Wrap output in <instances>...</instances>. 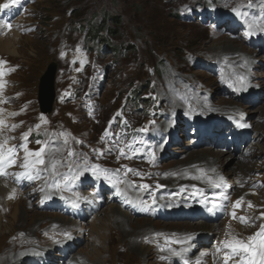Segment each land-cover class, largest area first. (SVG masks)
<instances>
[{
    "label": "rangeland",
    "instance_id": "rangeland-1",
    "mask_svg": "<svg viewBox=\"0 0 264 264\" xmlns=\"http://www.w3.org/2000/svg\"><path fill=\"white\" fill-rule=\"evenodd\" d=\"M5 3L10 6L0 8V38H11L14 32L19 43L14 54H0V83L5 85L1 92L6 96L0 100L1 115L7 104L15 111V115L7 116L13 118L12 123L6 127L2 123L0 132L11 150L7 161L13 167L10 177L12 185L17 184L18 201L29 206L26 219L1 230L0 264L170 263L164 249L178 242L183 227L190 222L180 216L176 220L142 216L133 207L131 211L125 200L107 197L118 194V189H128L141 195L139 202L148 210L157 195L169 197L177 205L181 200L174 194L200 195L198 186L169 185L166 179L176 173L171 171L173 164L193 162L198 159L197 153L206 151L223 153L222 170L204 168L201 162L192 175L204 169L215 183L223 176L221 190L228 192V198L221 201L224 207L233 208L232 202H241L243 195H248L242 200L240 213L248 221L242 223L247 227L246 236L261 230L264 0H18L15 4L0 0V5ZM6 23L11 24L10 29L4 26ZM250 25L255 27L254 33H250ZM227 44L234 45L238 52L219 56ZM252 60L256 61L251 66ZM51 62L57 66L55 101L52 111L42 114L38 85ZM168 94L176 100L174 104L169 103ZM200 97L203 102L197 104L195 99ZM230 107L239 108L236 122L246 125L240 127L243 138L233 130H239V126L225 121L234 120ZM208 125L214 134L200 132L199 127ZM244 138L247 141L242 145ZM37 152L39 157L35 156ZM190 154L193 156L188 157ZM37 159L43 163H36ZM96 169L101 170L98 178L93 174ZM185 177L193 180L189 174ZM81 181L88 199L95 194L97 182L107 187L98 204V212H102L98 218L104 219V213L109 218H105L103 229L96 230L103 234L102 241L89 228L96 212L87 208V195L81 202L72 198L76 194L73 189ZM54 182L60 184L59 189ZM28 187L33 191L26 195ZM72 202L85 208L83 217L71 213L68 204L73 208ZM120 204H126L123 211H131L133 224L143 219L151 223L146 234L128 224L126 228L135 246L148 247L149 254L141 256L138 247L131 249L129 239L115 225L117 216L104 212ZM1 207L5 208L3 201V214ZM203 212L198 217L201 221L206 220ZM48 215L52 217L38 220ZM73 218L84 224L86 233L81 237L65 227ZM224 219L229 220L224 217L206 224H219ZM196 220L200 221L191 220L194 225L202 223ZM202 232L192 234L201 237L208 233ZM193 239L188 240L191 246L197 242ZM202 247L197 246L191 256ZM62 248L70 251L64 260L60 258ZM92 249H101L100 260L89 261L87 255ZM47 251L51 257L39 259ZM175 260L177 263L172 264L185 261L179 256Z\"/></svg>",
    "mask_w": 264,
    "mask_h": 264
},
{
    "label": "bare ground",
    "instance_id": "bare-ground-1",
    "mask_svg": "<svg viewBox=\"0 0 264 264\" xmlns=\"http://www.w3.org/2000/svg\"><path fill=\"white\" fill-rule=\"evenodd\" d=\"M10 14H12V11L10 12ZM6 16L7 15H5V17ZM17 35H18L17 33L13 32L10 35V36H12L11 38H8L7 36L0 38V54H5V53H13L14 54L16 52V46L19 43ZM27 45H31V41H28ZM237 52H238V50L234 45L227 44L223 48H221V51H219L218 53H219V56H222V55L233 54V53L236 54ZM255 61L256 60H252L250 65L252 66V64ZM244 66H247V65H244ZM4 86H5L4 83H0V100H3V98H6V96L3 97L4 95H2V92H1L4 88ZM200 98L195 99V102L197 104L200 102L201 103L203 102L204 98L203 97L201 99ZM168 99L171 100V102L169 100V103H171V104H174L176 101L170 95H169ZM2 102L3 101H0L1 104H2ZM226 110H227V108H226ZM228 110H230L229 112L233 113V115H231V116H233L234 120L227 119L225 121L231 123L232 126L237 125V127H238V123L236 122L237 121L236 120V118H237L236 114L239 112V108H231L230 107V109H228ZM11 114L15 115V111L12 110V107L10 106V104H7V108H6L5 112L3 113V115H1V107H0V121H2V123L5 124L4 125L5 127L8 126V124L12 123L13 118H11V117L9 119L7 118V116L11 115ZM2 123H0L1 126H2ZM195 126L198 127L199 125L196 124ZM215 128H221V127L219 125H215ZM226 128L227 127L224 126L221 129L226 130ZM199 129H200V132L203 134L204 133L205 134L206 133L207 134H211V133L214 134L215 133L213 130H211V126H209V125L206 126L205 129L203 127H199ZM233 130L238 132V133L235 132L236 133V134L234 133L235 135L238 134L239 136L240 135L245 136V133L240 129V127H239V130H237L234 127ZM215 131H217V130H215ZM232 133H231V136H233ZM206 136L209 137V135H206ZM242 136H240V137L243 138ZM241 140H242L241 141L242 145L246 144L247 140L245 138L241 139ZM6 143L7 142L5 141V136L3 134H1V132H0V145L3 146L2 149H0V150H2V152L5 154L6 159H8V156H10L11 154H10V151L8 150L9 148H7ZM222 155H223L222 152L206 151V152H201L199 154L197 153L198 159H195L194 157L190 158V159H195V161H193V162L188 161L186 163L173 164L174 167L171 169V171H174L176 173H175L174 177L170 176L169 179H166L167 183L169 185L185 183L189 187H191L192 185L198 186L200 188V193H201L200 195L193 194L191 196H186L185 193H182L181 195H179V193L177 195L174 194L175 196H179V199L181 200V201H179L178 205L172 203V202H174V200L170 199L169 197L163 198V196L157 195L155 202H153V204L149 207L148 210L144 211V207H146V205H143L139 202L141 195L139 193L135 194L133 191H132L133 193H131V191L128 189H125V190L124 189H121V190L116 189L117 190L116 192H118V194H115L113 196L108 195L107 199L115 200L116 197H119L118 201L125 200L126 204L127 203L130 204L128 207L130 208L131 211H132V207H133L134 212L137 214L140 213V215H142V216H146L149 214L151 216H157L158 218L165 219V220H168V218H174V220H176L177 216H180L179 219H185L188 222H190V223H187L183 227V229H185V231L182 232L183 235H181V237H179L180 239L179 238L176 239V240H178L179 243L173 242L167 249L166 248L164 249L165 250L164 253H166L168 255V258L170 259L171 264L176 262V260H175L176 255L173 254L174 252H181V255L179 256V258H181L182 260H183V258L185 260H188L190 264H222L221 261L225 262V256L226 255L232 256L231 249L226 248L224 246L223 242L224 241H230V240H233L236 238L244 239V240H247V238H248L246 236L247 227L244 224H242L243 222H241V220L239 218H240V213L242 211V206H243L242 200H246L249 197H248V195L244 194L242 199H241L239 207H237L235 209H233L231 206L230 207H224L222 205L221 201H222V198H224V199L228 198V192H227V190H223L224 191V193H223V191L221 190V188L224 189L223 186L220 185V182H222V180H223V178H222L223 176H221L220 180H218L215 183V182H213L214 179L212 180V178L209 176V174L204 169H202V172L200 174L195 175V176L192 175V173L197 170V165L199 163L201 164V162L204 163V168L213 169L215 171H218L217 168L221 169L220 163L223 161ZM192 156L193 155L190 154L188 157H192ZM243 167H244V165H243ZM3 168H4V174L0 175V201L4 202L5 208L1 207L3 214H0V237L3 235L2 231H1L3 228L10 229L15 225V223L21 222L22 220L26 219V217H27L26 216V212H27L26 207L29 206V204L27 202L18 201V198L20 197V193L18 191V188H16L17 184H14V186H13L11 183L12 180L10 177V173L13 169L12 165L7 162L3 165ZM179 171H181V173L182 172H184V173L182 175L181 174L179 175V174H177V172H179ZM212 172H214V171H212ZM187 174H189L193 180H190L187 177H185ZM228 174L229 173H226L225 176L227 177ZM185 178H187V179L185 180ZM216 179H217V177H216ZM167 183H166V185H167ZM84 185H85L84 182L81 181L78 184V187L76 186L73 189L76 194L72 195V198H74L75 200H79V202H81L82 199H84L85 196L88 194V193H85L83 190ZM106 188L107 187L103 183L97 182L96 190L93 189L94 190L93 194L95 193L93 195V197H91V199H88L89 196L88 195L86 196L87 203L90 204L89 206H87V208L90 207V210L92 209V210H94V212H96V214L93 218V223L90 224V227H89L93 231L98 230V227L103 229V225H104L103 223L106 222L105 218L109 219L106 217L105 213L103 214L104 219L98 218L99 214L100 213L102 214L101 211L98 212L100 210L99 209L100 207L98 204H99V201L101 203L102 199H104L102 192L105 191ZM180 188H182V187H180ZM32 189L33 188L28 187V189L24 192H26V195L32 194V191H33ZM219 189L222 192H218ZM45 191H46V193H48V188ZM187 195H190V192L187 193ZM216 197H218L217 202L219 204V206L214 210V213L216 214V220L220 219V218H224V217H228L229 220L224 219V221H222L223 223L222 222L219 224L218 223H212L211 225H207L206 224L207 222L215 220L213 213L207 212L205 214V217L207 218L208 221L204 220V219L201 221V218H198V217H200V213H198V212H200L199 211L200 209L202 210L208 206H211L210 203H208L206 205L205 202H210ZM253 198L254 199L256 198L255 192H253ZM253 198H250V199H253ZM74 199H72V200L74 201ZM176 201H178V200H176ZM198 201L201 203V205L198 204ZM70 202H71V200H70ZM72 203L75 204V206L73 208H71L72 206H70L68 204L69 209L72 210L71 213L73 215H76V216L80 215L83 217L85 215V212H84L85 208L81 207V205L78 203H74V202H72ZM233 203H236V202L234 201V202H232V204ZM126 204H120V205H117V207L114 205L111 207L109 206V208L106 209L104 212L113 213L114 217L117 216L115 218L116 219L115 225L117 226L118 229H120L122 231L124 238L129 239V242H130L129 244L131 245L130 248L132 249V247H133L135 249V247H138V246H135L137 243L135 242L134 239H132L133 238V236H131L132 234H128L129 229L128 230L126 229V228H128L127 224L131 228L134 227L136 230L139 229L140 231L144 232L145 234L149 233V227H152V226H151V223L145 219L136 221L133 224L132 219L130 218V214H129L131 211L129 210L130 212H128V211L125 212L122 210V208L124 206H126ZM199 206H201V207H199ZM196 207H198V208H196ZM193 208H196V209H193ZM5 209L8 210L9 212L7 211L8 214L6 215V216H8V218L4 219V221H6V224L3 225L1 222H3V220H2L3 216H5V214H6ZM73 209H75L76 211H73ZM233 212H235V218L233 217ZM154 213H156V214H154ZM166 213L169 215H167ZM179 213H183V215L182 214L180 215ZM164 214H166L167 216L163 217ZM51 217H52V215H48L45 217L40 216V217H38V220L43 221V220H45L47 218H51ZM194 219H198L200 221L196 220V222H202V223H198V224L194 225V222L191 221ZM74 220L75 219L73 218L70 221H68V223H70V224L68 226H65V227L69 228L71 231L77 232V234L81 237V234L86 233V230L83 231L85 228L84 224L79 223L78 221H74ZM169 220H172V219H169ZM263 222H264V218H263ZM64 225H62V227ZM91 230H90V232H91ZM195 231H200V232L203 231L202 233H205V232H208V233L205 235L200 234L201 237H196V236H194L195 235L194 233L192 234V232H195ZM87 232H88V230H87ZM96 233H97V231H96ZM102 235L103 234H101V233H97V238H99L100 241H102ZM193 237H194L193 240H195L197 242L199 241V238H200L198 245H197V242H195V245L191 246V244L188 240L190 238H193ZM199 245H203V247L199 250L200 252L195 253V256L192 257L191 253L195 252V248ZM117 246H118V248L119 247L121 248L122 245L118 244ZM218 249H220V250L218 251ZM100 250L101 249H98V250L92 249V252L91 253L89 252L87 255V256H89L88 257L89 261H92L94 259L100 260L101 255L103 254L100 252ZM60 251L62 252V254L60 256V258L62 260H64V258L69 256V254H70L69 250L64 252L63 248L60 249ZM136 251L138 253H140L141 256H143L145 254L147 255L150 253V249L148 247L145 248L142 246H139ZM43 254H41V256L39 257V259H41L43 261L46 259H49L51 257V255L48 251L45 253L43 252ZM234 257H235V255L232 256V259H229L227 261V263L228 264H234V262H235L233 260ZM113 262H114V260H113ZM83 263H84L83 261L82 262L78 261L77 263H74V264H83ZM170 263H168V264H170Z\"/></svg>",
    "mask_w": 264,
    "mask_h": 264
},
{
    "label": "snow or ice",
    "instance_id": "snow-or-ice-1",
    "mask_svg": "<svg viewBox=\"0 0 264 264\" xmlns=\"http://www.w3.org/2000/svg\"><path fill=\"white\" fill-rule=\"evenodd\" d=\"M17 2H18V0H11V3H13V4H15ZM9 6L10 5L8 3H5L3 5H0V8H8ZM4 26L9 28V29L11 28V24H7L6 23ZM255 30L256 29H255L254 26H252V25L249 26L250 33H254ZM262 30H264V29H262ZM0 63H3V62H0ZM0 76H3V72L2 71H0ZM241 85L243 86V78H241ZM0 123H2V121H0ZM238 126L239 127H245L246 125L241 123ZM13 127H15V126H13ZM2 147L3 146L0 145V149H2ZM25 151L27 152L28 150L25 149ZM29 155H31V153H29ZM70 155H71V153H70ZM35 156L39 157L40 156V152L35 153ZM26 161H27V157H26ZM7 162L8 161H7L6 157L3 155L2 150H0V175L4 174L3 165L5 163H7ZM28 163H30V162H28ZM28 163H26L24 165V167H27ZM36 163H43V160L37 159ZM100 171H101L100 169H96V170H94L93 174L95 176H97V178H98ZM20 175H22V176L26 175V178L29 179V180L33 179V176L29 175V174L22 173ZM105 179L107 180V176L106 175H105ZM53 186L55 188H57V189L60 188V184L58 182H54ZM140 187L147 188L148 186L147 185H141ZM217 201H218V197L214 198L210 202H205L206 205L208 203L211 204V206L207 207V211L209 213H212L219 206ZM239 205H240V201H237L233 205V209L239 207ZM249 206L251 207V204ZM233 217L235 218V212H233ZM261 217L264 218V213H261ZM239 219L241 220V222H245V223L248 222L247 218H245V217H240ZM177 243H179V242H177ZM223 243H224V246L226 248L231 249L232 256L238 255V254H243L242 257H241L240 264H264V225H261V230L258 231L255 234H253L252 236H249L247 238V240L236 238V239H233V240H230V241H224ZM219 250L220 249H218V251ZM173 254L176 255V256H180L181 252H174ZM232 256H228V255L225 256V264H227V261L229 259H232ZM184 264H188V261L185 260Z\"/></svg>",
    "mask_w": 264,
    "mask_h": 264
},
{
    "label": "water",
    "instance_id": "water-1",
    "mask_svg": "<svg viewBox=\"0 0 264 264\" xmlns=\"http://www.w3.org/2000/svg\"><path fill=\"white\" fill-rule=\"evenodd\" d=\"M56 69V63L51 62L39 80L37 101L42 114H49L53 109Z\"/></svg>",
    "mask_w": 264,
    "mask_h": 264
}]
</instances>
